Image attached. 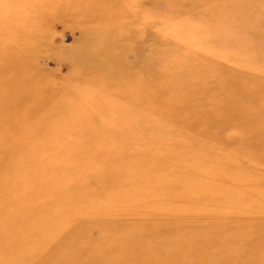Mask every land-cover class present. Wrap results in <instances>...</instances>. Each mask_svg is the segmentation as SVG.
Instances as JSON below:
<instances>
[{
	"label": "rangeland",
	"instance_id": "rangeland-1",
	"mask_svg": "<svg viewBox=\"0 0 264 264\" xmlns=\"http://www.w3.org/2000/svg\"><path fill=\"white\" fill-rule=\"evenodd\" d=\"M0 264H264V0H0Z\"/></svg>",
	"mask_w": 264,
	"mask_h": 264
},
{
	"label": "bare ground",
	"instance_id": "bare-ground-1",
	"mask_svg": "<svg viewBox=\"0 0 264 264\" xmlns=\"http://www.w3.org/2000/svg\"><path fill=\"white\" fill-rule=\"evenodd\" d=\"M207 165H208L207 163H206V164H203L202 167L204 168V167L207 166ZM193 179H194V178H193ZM195 179H197V178H195ZM195 179H194V181H196ZM199 181H200V180L198 179L197 182L199 183ZM201 181H203V180H201ZM191 182H192V181H191ZM204 217H206V216H204Z\"/></svg>",
	"mask_w": 264,
	"mask_h": 264
}]
</instances>
